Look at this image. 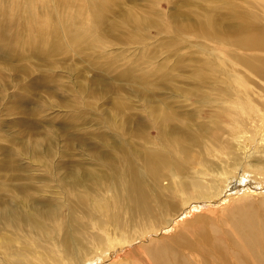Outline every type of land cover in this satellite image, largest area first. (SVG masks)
Here are the masks:
<instances>
[{
    "label": "bare ground",
    "instance_id": "6f19581e",
    "mask_svg": "<svg viewBox=\"0 0 264 264\" xmlns=\"http://www.w3.org/2000/svg\"><path fill=\"white\" fill-rule=\"evenodd\" d=\"M57 2L64 9L75 6V0ZM100 2L102 9H90L94 23L89 28L79 25L82 9L75 17L65 10L61 23L52 25L51 17H41L33 5L16 6L10 18L9 8L0 5V41L6 44L0 52L15 58L21 42L10 38L25 39L24 34L27 48L48 56L66 50V44L79 54L103 49L108 5L107 0ZM262 45L256 36L231 42L209 33L200 66V61L187 66L176 59L169 70L167 64L177 56L173 53L172 59L170 54L158 61L156 73H122L141 87L136 92L141 106L122 125L116 126L114 116L110 119L133 143H114L112 149L123 155L117 161L92 153L95 168L54 162L58 154L67 157L64 151L57 153L55 131L43 134L40 124L15 122L26 125L28 139H15L21 144L16 153H2L6 174L0 179V264H164L167 257L174 264L178 253L165 249V240L174 234L182 240L185 233L197 237L199 246L206 239V257L212 262L264 264V69L223 49L257 51ZM183 67L193 69L194 77L176 76L175 70ZM182 78L194 83L179 85ZM75 94L80 98L84 92ZM15 105L8 103L3 116L17 114ZM53 107L67 116L61 131L86 132L67 139L84 147V137L95 135L90 121L68 102ZM53 107L31 114L48 116ZM41 124L54 127L48 121ZM101 124L106 123L97 127ZM4 125L0 121V129ZM98 140L106 146V140ZM127 248L133 260L118 262Z\"/></svg>",
    "mask_w": 264,
    "mask_h": 264
},
{
    "label": "rangeland",
    "instance_id": "374dc122",
    "mask_svg": "<svg viewBox=\"0 0 264 264\" xmlns=\"http://www.w3.org/2000/svg\"><path fill=\"white\" fill-rule=\"evenodd\" d=\"M0 5L9 8L8 18L15 14L13 11L17 10L16 6L25 9L33 5L36 9L35 13L48 20L51 17L52 20L50 19L49 22L52 25L61 23V18L67 13L65 10H70L71 15L75 17V12L78 13L82 9V23L79 25L80 27L87 25V28L94 23L90 15L91 7L92 9L103 7L100 0H90V4L87 0H75V6L72 9H64L59 6L57 0H0ZM107 5L108 11L105 12L107 24L103 38L106 47L103 49L84 51L79 54L73 45L68 47L69 45L66 44L64 45L67 46L66 50L55 51L48 56L27 48L26 43H22L28 40V35L24 34L22 37L25 39L20 36L10 38L21 42L15 58L4 57L0 52V121L5 123L0 129V150L2 149L0 151V179L6 174L1 169V162L4 159L3 150L12 153L20 150L21 144L15 139L27 143L26 125H15V122L40 124L39 130L43 134L49 133L50 130L55 131L57 153L64 151L67 157L60 159V154H58L54 162L62 161L66 162L64 164L71 163L72 165L84 163L88 169L95 168L97 166L91 160L92 153H95L97 157L104 156L109 160L117 161L116 159L123 155L120 151L112 149L114 143L118 141L124 144L125 140H129L130 144L133 143L129 136L118 132V128L112 125L113 120L110 119L114 116L118 119L116 126L122 125L126 122V115H138V108L141 106L136 93L141 87L130 83L126 77L122 76V73L130 71L135 76L138 73L137 77L147 71L151 74L156 73L159 62L170 54L172 59L173 53L177 56L172 60L173 62L167 64L169 70L175 64L176 59L184 60V65L187 66L200 61L198 63L200 66L201 62L206 59V36L209 33L231 42L256 36L264 44V0H107ZM25 23L28 24L27 21ZM71 25L73 24L69 26ZM12 33L9 32V36H14ZM64 40L63 38L62 41ZM1 43L0 41L2 47L6 45ZM223 49H229L227 52L241 55L248 63L264 69L263 45L257 51L241 49L239 51L234 46ZM256 56L263 61L254 62L252 59ZM184 67L175 70V75L193 78L194 70L190 69V73L184 71ZM169 70L166 71L168 75ZM182 79H178L179 85L194 83L191 79ZM152 80L160 82L158 76H153ZM171 80L173 76L172 79H168V82ZM80 89L84 94L80 98L74 97L75 92ZM64 101L68 102L74 110L80 111L85 121H90L89 130L96 136L84 137L87 138L84 143V147H88L86 149L81 147V143L77 140L67 141L69 136L84 135L85 131L77 130L76 132L70 129L66 134L60 129V125L66 122L65 117L67 116L61 108L53 107V105L66 104ZM8 103H16L15 107L19 108L16 116H3ZM124 105L128 108L118 109V106L124 107ZM42 106L53 107L48 112V116L47 114L40 116L31 114ZM199 106L201 104L193 108ZM202 107L206 111L205 103ZM58 113L62 114L61 117L57 116L51 121V118ZM44 121H48L54 127L50 128L41 124ZM99 122L106 124L97 127ZM105 125L112 127L111 131ZM117 135L120 136L117 137ZM99 138L106 140L108 145L103 146ZM134 142L139 143V140L134 139ZM44 146L48 147L47 144ZM15 161L18 160L15 159ZM174 236L175 234L165 240V249L178 253L176 259L172 260L174 264H218L206 257V239L199 246L200 240L192 234L185 233L184 239L179 241L176 240L177 236ZM188 240L194 241V244L188 245ZM138 247V244L134 246L135 250ZM130 250L127 248L120 252L124 256L122 255L118 262L133 260L131 256L127 257ZM168 258L170 257L163 259L162 263L168 264L166 261Z\"/></svg>",
    "mask_w": 264,
    "mask_h": 264
}]
</instances>
